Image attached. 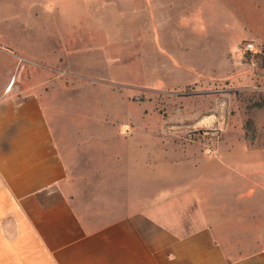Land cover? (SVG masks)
I'll list each match as a JSON object with an SVG mask.
<instances>
[{
    "label": "rangeland",
    "instance_id": "obj_1",
    "mask_svg": "<svg viewBox=\"0 0 264 264\" xmlns=\"http://www.w3.org/2000/svg\"><path fill=\"white\" fill-rule=\"evenodd\" d=\"M170 1L0 0V96L40 99L87 225L159 205L183 234L228 222L259 242L231 253L264 252L263 0L246 32Z\"/></svg>",
    "mask_w": 264,
    "mask_h": 264
},
{
    "label": "crops",
    "instance_id": "obj_2",
    "mask_svg": "<svg viewBox=\"0 0 264 264\" xmlns=\"http://www.w3.org/2000/svg\"><path fill=\"white\" fill-rule=\"evenodd\" d=\"M245 4L173 0L164 7L176 20L203 9L209 24L218 23L214 31L227 29L224 23L233 17L236 25L228 30L246 32ZM261 16L253 21V34L263 43ZM69 184L40 99L15 97L6 89L0 96V264H264L262 250L230 252L259 242L235 235L228 222L220 226L205 218L183 234L179 218L168 220L159 205L134 202L128 213L89 226Z\"/></svg>",
    "mask_w": 264,
    "mask_h": 264
},
{
    "label": "built area",
    "instance_id": "obj_3",
    "mask_svg": "<svg viewBox=\"0 0 264 264\" xmlns=\"http://www.w3.org/2000/svg\"><path fill=\"white\" fill-rule=\"evenodd\" d=\"M246 49H247L248 51H253V50L255 49V46H254L253 44H248V45L246 46Z\"/></svg>",
    "mask_w": 264,
    "mask_h": 264
}]
</instances>
